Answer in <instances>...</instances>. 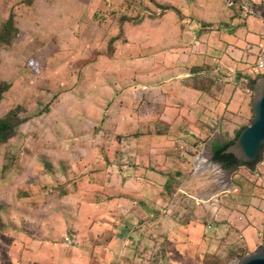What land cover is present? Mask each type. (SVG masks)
<instances>
[{
  "label": "crops",
  "instance_id": "1",
  "mask_svg": "<svg viewBox=\"0 0 264 264\" xmlns=\"http://www.w3.org/2000/svg\"><path fill=\"white\" fill-rule=\"evenodd\" d=\"M264 0H0V264H230L264 242V146L205 220L176 194L251 118ZM2 115V116H3ZM210 146V150H208Z\"/></svg>",
  "mask_w": 264,
  "mask_h": 264
},
{
  "label": "water",
  "instance_id": "2",
  "mask_svg": "<svg viewBox=\"0 0 264 264\" xmlns=\"http://www.w3.org/2000/svg\"><path fill=\"white\" fill-rule=\"evenodd\" d=\"M259 11L264 18V7ZM246 87L253 90L248 124L241 126L234 138L222 143L176 194L178 202L191 204L194 199L199 200L205 220L212 216L217 195L228 187V176L236 164L240 161L254 163L264 146V75L250 81ZM230 264H264V242L255 251L238 256Z\"/></svg>",
  "mask_w": 264,
  "mask_h": 264
},
{
  "label": "trees",
  "instance_id": "3",
  "mask_svg": "<svg viewBox=\"0 0 264 264\" xmlns=\"http://www.w3.org/2000/svg\"><path fill=\"white\" fill-rule=\"evenodd\" d=\"M15 34V29L12 26L11 17H9L0 28V44H7L12 39ZM7 83L0 81V99L2 92L7 88ZM17 107L12 108L6 112L3 116L0 117V143L5 142L8 138L14 135L15 127L20 122V118L18 116ZM222 144V143H221ZM221 144H215L212 146V153L216 151ZM238 163L241 164H251L240 161Z\"/></svg>",
  "mask_w": 264,
  "mask_h": 264
},
{
  "label": "built area",
  "instance_id": "4",
  "mask_svg": "<svg viewBox=\"0 0 264 264\" xmlns=\"http://www.w3.org/2000/svg\"><path fill=\"white\" fill-rule=\"evenodd\" d=\"M261 27L263 29L261 40L258 44L257 53L255 55V60L253 63V72L255 78L264 75V18L261 19ZM199 167L196 164V169Z\"/></svg>",
  "mask_w": 264,
  "mask_h": 264
},
{
  "label": "rangeland",
  "instance_id": "5",
  "mask_svg": "<svg viewBox=\"0 0 264 264\" xmlns=\"http://www.w3.org/2000/svg\"><path fill=\"white\" fill-rule=\"evenodd\" d=\"M262 31H263V29H262ZM254 60H255V56L254 55H252V56H250L249 57V63L251 64V66H253V63H254ZM5 108H6V105L5 104H2V103H0V117L3 115V113H4V111H5ZM18 109V108H17ZM4 147H2V146H0V162H5V158H4ZM203 153H205V156H200L199 158H198V165H199V167L203 164V163H205L207 160H208V158L210 157V152L209 151H207V152H203ZM204 158V159H203ZM201 161L203 162V163H201ZM201 163V164H200ZM198 167V168H199ZM197 168V169H198ZM228 182H229V177H228Z\"/></svg>",
  "mask_w": 264,
  "mask_h": 264
},
{
  "label": "bare ground",
  "instance_id": "6",
  "mask_svg": "<svg viewBox=\"0 0 264 264\" xmlns=\"http://www.w3.org/2000/svg\"><path fill=\"white\" fill-rule=\"evenodd\" d=\"M200 158H201V157H200ZM203 159H204V158H203ZM201 163H203V162L201 161ZM201 163H200V164H201Z\"/></svg>",
  "mask_w": 264,
  "mask_h": 264
}]
</instances>
